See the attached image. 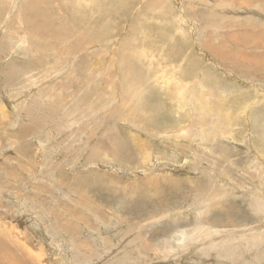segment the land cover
Wrapping results in <instances>:
<instances>
[{
    "label": "rangeland",
    "instance_id": "rangeland-1",
    "mask_svg": "<svg viewBox=\"0 0 264 264\" xmlns=\"http://www.w3.org/2000/svg\"><path fill=\"white\" fill-rule=\"evenodd\" d=\"M69 1L0 0V264H264V0Z\"/></svg>",
    "mask_w": 264,
    "mask_h": 264
},
{
    "label": "bare ground",
    "instance_id": "bare-ground-1",
    "mask_svg": "<svg viewBox=\"0 0 264 264\" xmlns=\"http://www.w3.org/2000/svg\"><path fill=\"white\" fill-rule=\"evenodd\" d=\"M75 1V0H74ZM73 1V2H74ZM77 1V0H76ZM87 1V0H86ZM115 1V0H114ZM117 1V0H116ZM70 2V1H69ZM73 2H70V3H73ZM80 2H81V0H80ZM54 3V2H53ZM76 3V2H75ZM82 3V2H81ZM84 3H85V0H84ZM86 4H87V2H86ZM76 5V4H75ZM88 5V4H87ZM52 6V5H51ZM54 6V5H53ZM90 6V5H89ZM31 7V6H30ZM91 7V6H90ZM116 7V6H115ZM134 7V6H133ZM239 7V6H238ZM31 8H33V7H31ZM79 8V7H78ZM54 10H55V8H54ZM87 10V9H86ZM70 11H72V10H70ZM83 11V10H82ZM143 11V10H142ZM38 12V11H37ZM49 12V11H48ZM34 14V13H33ZM38 15H39V13H37ZM37 14H36V16H37ZM64 16H66L64 13H62ZM61 14V15H62ZM84 14V13H83ZM31 15V14H30ZM54 15V14H53ZM78 15V14H77ZM47 17V16H46ZM79 17V16H78ZM28 18H30V17H28ZM40 18V17H39ZM61 18H62V16H61ZM61 18H60V20H61ZM83 18V17H82ZM91 18V17H90ZM34 19H37V18H34ZM66 19H67V17H66ZM29 20V19H28ZM32 20H33V18H32ZM38 20V19H37ZM77 20V19H76ZM82 20V19H81ZM80 20V21H81ZM99 20V19H98ZM115 20V19H114ZM31 21V20H30ZM39 21H41V20H39ZM63 21V20H62ZM35 22V21H34ZM41 22H43V21H41ZM46 22V21H45ZM50 22V21H49ZM71 22V21H70ZM75 22H77V21H75ZM32 23H33V21H32ZM40 23V22H39ZM31 24V23H30ZM37 24V23H36ZM41 24V23H40ZM44 24V23H43ZM42 24V25H43ZM49 24V23H48ZM58 24V23H57ZM66 24V23H65ZM74 24V23H73ZM52 25V24H51ZM62 25H63V23H62ZM83 25V24H82ZM32 26V25H31ZM37 26H38V24H37ZM47 26V24H45V27ZM59 26V25H58ZM72 26V25H71ZM80 26V25H79ZM41 27V26H40ZM67 27V26H66ZM81 27V26H80ZM39 28V27H38ZM43 28H44V26H43ZM50 28V27H49ZM58 28H61V27H58ZM57 28V29H58ZM64 28V27H63ZM79 28V27H78ZM66 29V28H65ZM72 29V28H71ZM83 29V28H82ZM67 30V29H66ZM69 30V29H68ZM89 30V29H88ZM45 31V30H44ZM47 31H49V30H47ZM36 32V31H35ZM52 32V31H51ZM59 32V31H58ZM75 32V31H74ZM81 32V31H80ZM45 33H46V31H45ZM48 33V32H47ZM53 33V32H52ZM60 33V32H59ZM58 33V34H59ZM62 33V32H61ZM76 33H77V31H76ZM55 34V33H54ZM63 34V33H62ZM67 34V33H66ZM70 34V32L67 34V35H69ZM72 34H74V33H72ZM71 34V35H72ZM78 34V33H77ZM84 34H88V33H84ZM90 34V33H89ZM88 34V35H89ZM262 34H263V32H262ZM83 35V34H82ZM51 36V35H50ZM53 36V35H52ZM64 36H66V35H64ZM84 36V35H83ZM92 36H94L93 34H92ZM41 37H43V36H41ZM47 37H49L48 35H47ZM71 37V36H70ZM81 37V36H80ZM257 37V36H256ZM260 37V36H259ZM68 38V37H67ZM84 38V37H83ZM93 38V37H92ZM50 39V38H49ZM60 39V38H59ZM64 39H65V37H64ZM67 40V39H66ZM48 42V41H47ZM47 42H46V44H47ZM54 42V41H53ZM77 42H78V40H77ZM68 43H69V41H68ZM53 44V43H52ZM70 44V43H69ZM54 45H55V43H54ZM56 46V45H55ZM73 47H74V45H73ZM255 48V47H254ZM68 49V48H67ZM58 50V49H57ZM76 51V50H75ZM56 52V51H55ZM82 52V51H81ZM77 53V52H76ZM86 55V54H85ZM81 56V55H80ZM40 61V60H39ZM128 67H130V66H128ZM131 68V67H130ZM129 68V69H130ZM126 69H128L127 67H126ZM162 75H163V73H162ZM161 77V76H160ZM165 77H166V75H165ZM160 81V80H159ZM162 82H163V80H162ZM164 83V82H163ZM162 84V83H161ZM155 89V88H154ZM259 91V90H258ZM250 105V104H249ZM247 108V107H246ZM246 115V114H245ZM254 122V121H253ZM262 145V144H261ZM253 149V148H252ZM216 192V191H215ZM230 194V193H229ZM260 214V213H259ZM262 219V218H261ZM67 221V220H66ZM233 221V220H232ZM236 223V222H235ZM223 227V226H222ZM214 230V229H213ZM202 232V231H201ZM204 232V231H203ZM201 234V233H200ZM199 237V236H198ZM248 248V247H247ZM250 250V249H249ZM235 253H236V251H235ZM246 253V252H245Z\"/></svg>",
    "mask_w": 264,
    "mask_h": 264
}]
</instances>
